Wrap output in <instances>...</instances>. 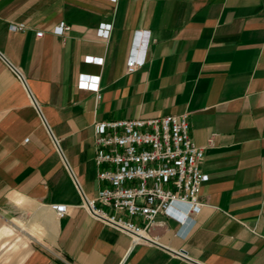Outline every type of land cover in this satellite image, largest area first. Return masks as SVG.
I'll return each mask as SVG.
<instances>
[{
	"label": "crops",
	"instance_id": "0c3cea01",
	"mask_svg": "<svg viewBox=\"0 0 264 264\" xmlns=\"http://www.w3.org/2000/svg\"><path fill=\"white\" fill-rule=\"evenodd\" d=\"M183 113L204 205L133 244L82 207L100 188L93 125ZM0 209L33 239L23 264H264V0H0Z\"/></svg>",
	"mask_w": 264,
	"mask_h": 264
},
{
	"label": "built area",
	"instance_id": "2783aa9c",
	"mask_svg": "<svg viewBox=\"0 0 264 264\" xmlns=\"http://www.w3.org/2000/svg\"><path fill=\"white\" fill-rule=\"evenodd\" d=\"M111 26L102 24L99 35L107 38ZM27 28L24 22L9 23L11 31ZM71 28L61 22L56 31L65 35ZM36 34L42 36L43 31ZM141 44L145 46L146 42ZM90 60L101 62L98 57ZM144 63L133 52L127 71L134 72ZM188 117L183 113L95 121L94 159L100 188L96 197L83 200L82 207L92 217L129 234L133 244L153 241L151 232L159 215L181 224L194 219L204 205L200 191L209 177L201 168L205 146L193 140ZM212 141L211 136L208 145ZM175 204L185 205V210L175 214ZM51 207L59 216L69 212L65 203H53Z\"/></svg>",
	"mask_w": 264,
	"mask_h": 264
},
{
	"label": "rangeland",
	"instance_id": "374dc122",
	"mask_svg": "<svg viewBox=\"0 0 264 264\" xmlns=\"http://www.w3.org/2000/svg\"><path fill=\"white\" fill-rule=\"evenodd\" d=\"M16 223L9 213L0 209V264H23L33 247V239Z\"/></svg>",
	"mask_w": 264,
	"mask_h": 264
}]
</instances>
